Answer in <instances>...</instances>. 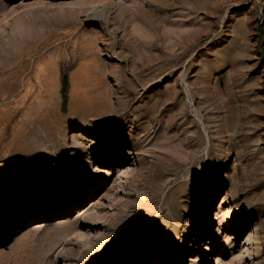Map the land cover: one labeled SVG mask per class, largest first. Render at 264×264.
Wrapping results in <instances>:
<instances>
[{"label":"rangeland","instance_id":"obj_1","mask_svg":"<svg viewBox=\"0 0 264 264\" xmlns=\"http://www.w3.org/2000/svg\"><path fill=\"white\" fill-rule=\"evenodd\" d=\"M0 24V264H264V0Z\"/></svg>","mask_w":264,"mask_h":264},{"label":"trees","instance_id":"obj_2","mask_svg":"<svg viewBox=\"0 0 264 264\" xmlns=\"http://www.w3.org/2000/svg\"><path fill=\"white\" fill-rule=\"evenodd\" d=\"M68 86V77L66 75H64V79H63V91H66V88Z\"/></svg>","mask_w":264,"mask_h":264},{"label":"bare ground","instance_id":"obj_3","mask_svg":"<svg viewBox=\"0 0 264 264\" xmlns=\"http://www.w3.org/2000/svg\"><path fill=\"white\" fill-rule=\"evenodd\" d=\"M4 25L0 24V31L4 30L5 28H2ZM102 73V72H101ZM157 256V255H156Z\"/></svg>","mask_w":264,"mask_h":264}]
</instances>
